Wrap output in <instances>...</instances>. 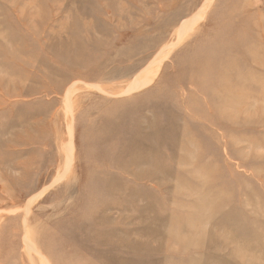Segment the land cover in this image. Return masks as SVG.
<instances>
[{"label":"rangeland","instance_id":"rangeland-1","mask_svg":"<svg viewBox=\"0 0 264 264\" xmlns=\"http://www.w3.org/2000/svg\"><path fill=\"white\" fill-rule=\"evenodd\" d=\"M0 264H264V0H0Z\"/></svg>","mask_w":264,"mask_h":264}]
</instances>
